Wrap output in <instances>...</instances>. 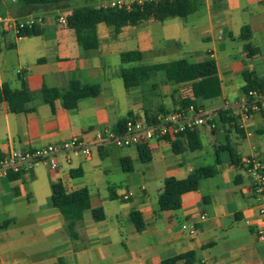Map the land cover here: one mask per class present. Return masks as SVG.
<instances>
[{
	"label": "crops",
	"instance_id": "0c3cea01",
	"mask_svg": "<svg viewBox=\"0 0 264 264\" xmlns=\"http://www.w3.org/2000/svg\"><path fill=\"white\" fill-rule=\"evenodd\" d=\"M0 1L6 14H14L8 0ZM110 1L72 0L70 8L35 13L43 18L37 36L19 38L0 29V86L21 89L26 84L31 95L25 113H12L7 102L0 103V158L11 149L60 144L73 137L92 142L97 130L117 131L121 122L146 118L147 112L175 111L186 100L205 112V124L197 129L201 148H188L182 136L154 140L147 145L152 160L143 163L138 147L106 144L92 147L88 157L60 158L55 170L39 164L16 178L14 173L0 178V264H162L190 253V263L177 264H264V242L257 235L264 224L250 178L223 149L231 147L241 163L253 155L264 161V111L243 130L226 108L227 101L237 103L246 93V73L264 81V0H203L186 18L149 19L125 26L115 36L111 27L100 24L96 41L83 49L75 30L61 23L60 16L67 17L73 6L101 7ZM244 27L250 30L248 39L242 38L248 34L242 33ZM129 51L141 52L142 61L123 64L121 54ZM181 59L214 60L220 94L199 100L192 82L170 83L163 71L143 86L126 89L123 68ZM72 80L96 85L100 94L81 100L74 110L61 98L54 107L44 102V86L64 88ZM223 111L229 115L225 119ZM175 141L184 148L179 153ZM208 166H215L217 174L184 194L180 209L160 208L166 179L183 180ZM56 183L68 193L84 188L90 193L91 208L76 226V239L52 204ZM94 209H102L104 219L95 220ZM133 212L142 218L141 231ZM187 223L195 225V235L182 230Z\"/></svg>",
	"mask_w": 264,
	"mask_h": 264
},
{
	"label": "trees",
	"instance_id": "16d2710c",
	"mask_svg": "<svg viewBox=\"0 0 264 264\" xmlns=\"http://www.w3.org/2000/svg\"><path fill=\"white\" fill-rule=\"evenodd\" d=\"M90 2L92 0H85ZM72 0H14L8 3V10H14L15 16H34L41 11L64 10L70 8ZM203 5V0H160L157 2H148L141 5L135 4L131 9L118 7H103L95 4H85L83 6L71 7V12L67 16V24L74 29L80 46L87 50L91 43L97 39V26L105 24L113 29V35H118L125 26H134L149 19L164 21L168 18H186L197 12ZM6 9L0 1V15H5ZM42 17V16H35ZM242 38L248 39L251 36L248 27H244ZM41 33L39 26L31 30L21 32L22 37L37 36ZM249 51L250 47L246 46ZM250 52V51H249ZM253 53V52H252ZM252 53H249L252 55ZM143 55L139 51H129L121 54V62L129 64L142 61ZM163 71L167 80L173 84L183 82H192V89L197 99L204 100L216 97L220 94V81L217 76V67L214 60H208L200 63H193L187 59H181L170 63L159 65H141L123 68L121 76L126 89L143 86L151 81L157 72ZM247 86L244 92L253 88L264 87V81H258L251 74L244 75ZM100 94V88L96 85L81 83L72 80L66 87H43V100L45 103L54 107L56 99L61 98L68 110H74L78 107L81 100L89 97H96ZM31 100L30 92L26 84L21 89H12L9 85L0 86V103L5 101L12 113L28 112V103ZM200 107L195 101H183L182 107L188 105ZM158 112H147L146 119L153 122ZM223 119L229 116L228 112H220ZM229 122L234 118L228 117ZM126 121L117 126V131H121ZM198 128L188 130L182 137L187 138V147L190 149H200L201 140ZM174 151L181 152L184 148L180 141L173 142ZM223 149L231 153L235 164H242L240 158L234 150L226 146ZM139 155L143 163H149L152 160L151 152L147 145L138 147ZM126 162L125 160L123 161ZM130 170V168H126ZM217 174L215 166L202 167L197 169L186 179L178 180L168 178L164 182L163 191L159 197V205L163 211L178 210L182 206V196L188 192L196 191L200 182ZM20 174H14L16 178ZM52 204L62 214L66 222V230L72 239L77 238L76 226L83 220L84 213L90 210V193L84 188L78 191L68 193L61 183L52 186ZM95 220L104 219L105 215L102 209L92 210ZM132 220L139 231L143 230L144 223L138 212L131 214ZM193 254L180 255L171 259L164 260L162 264H177L181 260L190 263Z\"/></svg>",
	"mask_w": 264,
	"mask_h": 264
},
{
	"label": "built area",
	"instance_id": "2783aa9c",
	"mask_svg": "<svg viewBox=\"0 0 264 264\" xmlns=\"http://www.w3.org/2000/svg\"><path fill=\"white\" fill-rule=\"evenodd\" d=\"M160 0H111L103 7H118L131 9L133 5H141ZM61 23H67L66 16H60ZM42 17H18L12 14L0 15V29L15 34L21 38V32L31 30L41 25ZM226 108L233 111L238 119L240 129H246V123L257 113L264 111V87L253 88L247 91L241 100L231 104L226 102ZM205 124V112L193 104L179 108L175 111L160 114L151 122L145 117L130 118L126 121L121 131L109 129L97 130L92 142H85L78 137H73L60 144H49L25 150L11 149L0 158V178L7 177L10 173L20 174L31 171L39 164H46L51 169H58L59 159L70 161L71 157L84 155L90 156L92 147L111 144L119 148L139 147L148 145L154 140H174L181 137L188 130L199 128ZM250 135L251 132L248 131ZM242 166L251 181V191L257 203L258 215L264 224V161L259 156L253 155L243 159ZM129 194L123 196L129 199ZM206 218L201 216V220ZM182 230L191 235L197 233L194 224L182 225ZM258 239L264 242V230H258Z\"/></svg>",
	"mask_w": 264,
	"mask_h": 264
},
{
	"label": "rangeland",
	"instance_id": "374dc122",
	"mask_svg": "<svg viewBox=\"0 0 264 264\" xmlns=\"http://www.w3.org/2000/svg\"><path fill=\"white\" fill-rule=\"evenodd\" d=\"M10 1H12V0H8V2H10ZM209 160V159H208Z\"/></svg>",
	"mask_w": 264,
	"mask_h": 264
}]
</instances>
